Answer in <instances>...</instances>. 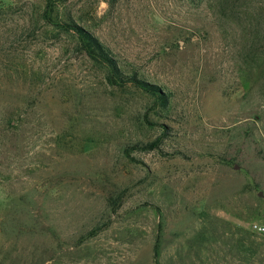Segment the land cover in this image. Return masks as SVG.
Listing matches in <instances>:
<instances>
[{
	"label": "rangeland",
	"instance_id": "obj_1",
	"mask_svg": "<svg viewBox=\"0 0 264 264\" xmlns=\"http://www.w3.org/2000/svg\"><path fill=\"white\" fill-rule=\"evenodd\" d=\"M238 5L0 0V264H264V0Z\"/></svg>",
	"mask_w": 264,
	"mask_h": 264
},
{
	"label": "trees",
	"instance_id": "obj_2",
	"mask_svg": "<svg viewBox=\"0 0 264 264\" xmlns=\"http://www.w3.org/2000/svg\"><path fill=\"white\" fill-rule=\"evenodd\" d=\"M63 0H45V12L44 17L50 21L57 22L56 24L63 23L61 17L60 3ZM193 4L203 5L209 4L216 7L218 13L223 17L232 19L233 21L241 18V10H239V3L242 0H191ZM213 4V5H212ZM248 14V10L245 12ZM68 29L75 32L79 37L82 49L87 56L94 62L101 64L107 70V79L111 84L118 86H124L127 84H133L142 91L155 96L164 105L167 103V97L162 93L161 88L155 84H151L147 81L141 80L136 74L125 75L122 67L118 61L110 53L108 48L104 46L98 38H96L91 32L83 28L76 23L65 22ZM156 143L151 147L155 148ZM112 203V199H111Z\"/></svg>",
	"mask_w": 264,
	"mask_h": 264
},
{
	"label": "built area",
	"instance_id": "obj_3",
	"mask_svg": "<svg viewBox=\"0 0 264 264\" xmlns=\"http://www.w3.org/2000/svg\"><path fill=\"white\" fill-rule=\"evenodd\" d=\"M252 231L258 233V234H264V226L261 224L254 223L251 226Z\"/></svg>",
	"mask_w": 264,
	"mask_h": 264
},
{
	"label": "water",
	"instance_id": "obj_4",
	"mask_svg": "<svg viewBox=\"0 0 264 264\" xmlns=\"http://www.w3.org/2000/svg\"><path fill=\"white\" fill-rule=\"evenodd\" d=\"M260 196H262V193H260Z\"/></svg>",
	"mask_w": 264,
	"mask_h": 264
}]
</instances>
